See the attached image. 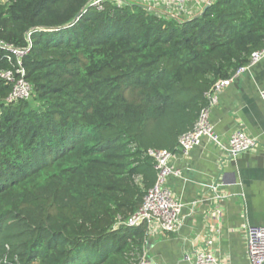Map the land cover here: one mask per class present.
<instances>
[{
    "label": "trees",
    "instance_id": "1",
    "mask_svg": "<svg viewBox=\"0 0 264 264\" xmlns=\"http://www.w3.org/2000/svg\"><path fill=\"white\" fill-rule=\"evenodd\" d=\"M0 2V41L32 87L0 78V264H135L146 226L117 225L174 152L204 93L264 46V0H211L182 20L138 4ZM10 57V60H9ZM15 56L0 46V70Z\"/></svg>",
    "mask_w": 264,
    "mask_h": 264
},
{
    "label": "crops",
    "instance_id": "2",
    "mask_svg": "<svg viewBox=\"0 0 264 264\" xmlns=\"http://www.w3.org/2000/svg\"><path fill=\"white\" fill-rule=\"evenodd\" d=\"M263 86L261 58L219 92L210 110V122L222 143L241 130L255 139L251 150L231 158L206 137L187 155L176 147L170 163L180 176H170L167 186L183 204L182 224L175 233L146 238L144 254L150 264H192L198 249L211 251L223 264H249L244 227L264 225V103L259 96ZM215 193L222 197L215 201Z\"/></svg>",
    "mask_w": 264,
    "mask_h": 264
},
{
    "label": "built area",
    "instance_id": "3",
    "mask_svg": "<svg viewBox=\"0 0 264 264\" xmlns=\"http://www.w3.org/2000/svg\"><path fill=\"white\" fill-rule=\"evenodd\" d=\"M7 0H0L5 2ZM211 0H87L81 13L94 7L102 9L104 2H109L117 7L126 4H138L145 7L150 13L157 16L165 15L177 20L192 17L200 12V6L209 4ZM27 46L14 48L0 41V46L5 47L15 56L14 69L0 70V78L12 84L11 91L7 96V101L18 99L27 100L31 97L32 87L24 77V69L21 66V57L27 52L31 45L29 34H27ZM264 58V46L252 52L248 63L240 67L232 76L226 79L217 80L212 87L204 93L207 100L196 118L192 128L183 132L177 139V149L183 155L194 147L198 146L203 137L211 140L222 154L234 158L241 152L251 150L255 146V139L248 136L241 130L234 131L227 140L222 143L210 122V110L217 103L219 92L227 87L233 78L241 71L249 68L258 60ZM10 60V57H9ZM259 96L264 103V86L259 90ZM145 154L152 158L156 172L154 184L145 193L140 207L117 225L136 226L144 223L148 236L160 233H175L179 230L182 220L180 212L183 204L173 196L167 186L170 176H180V171L171 166L174 152L166 149L149 148ZM222 197V194L215 193L211 198L215 201ZM196 201L191 204L194 205ZM246 253L249 264H264V225L246 224L244 227ZM210 243V241H208ZM188 259L187 256H185ZM135 264H150L148 258L143 253ZM192 264H223L211 251L198 249L194 251Z\"/></svg>",
    "mask_w": 264,
    "mask_h": 264
},
{
    "label": "water",
    "instance_id": "4",
    "mask_svg": "<svg viewBox=\"0 0 264 264\" xmlns=\"http://www.w3.org/2000/svg\"><path fill=\"white\" fill-rule=\"evenodd\" d=\"M207 6H208V4H206V5L203 7V9H202L199 13H197L195 16L200 15L201 13H203V12L205 11V9L207 8ZM81 16H82V13H78L77 16H76V19H78V18L81 17Z\"/></svg>",
    "mask_w": 264,
    "mask_h": 264
}]
</instances>
